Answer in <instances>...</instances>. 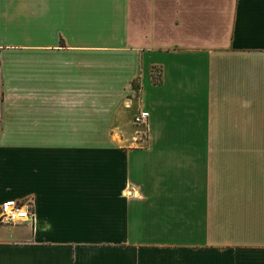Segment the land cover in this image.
I'll list each match as a JSON object with an SVG mask.
<instances>
[{
  "label": "crops",
  "instance_id": "obj_1",
  "mask_svg": "<svg viewBox=\"0 0 264 264\" xmlns=\"http://www.w3.org/2000/svg\"><path fill=\"white\" fill-rule=\"evenodd\" d=\"M0 91V264H264V0H0Z\"/></svg>",
  "mask_w": 264,
  "mask_h": 264
},
{
  "label": "built area",
  "instance_id": "obj_2",
  "mask_svg": "<svg viewBox=\"0 0 264 264\" xmlns=\"http://www.w3.org/2000/svg\"><path fill=\"white\" fill-rule=\"evenodd\" d=\"M3 92L0 91V112L3 103ZM148 110L141 109L134 116V123L145 126L149 120ZM31 204L29 201H19L17 199H8L0 204V225H15L33 218Z\"/></svg>",
  "mask_w": 264,
  "mask_h": 264
},
{
  "label": "rangeland",
  "instance_id": "obj_3",
  "mask_svg": "<svg viewBox=\"0 0 264 264\" xmlns=\"http://www.w3.org/2000/svg\"><path fill=\"white\" fill-rule=\"evenodd\" d=\"M0 115L2 116V107H1V112H0ZM1 116H0V118H1ZM149 123V120H148V122H147V124ZM146 124V125H147ZM131 128H133V134H134V139H132V137H128V136H126V137H123V138H129L130 139V142H135L136 141V139H137V135L139 136V138H138V140L140 139H144V137H145V134L144 133H142L143 131H142V129H144V126H141V125H137V124H135L134 122H132V127ZM144 135V136H143ZM136 137V138H135ZM98 138H101V137H98ZM102 138H104V137H102ZM96 140V139H95ZM139 140V141H140Z\"/></svg>",
  "mask_w": 264,
  "mask_h": 264
}]
</instances>
